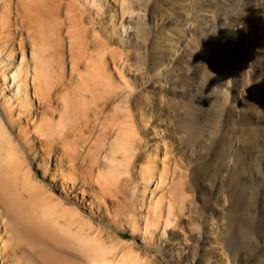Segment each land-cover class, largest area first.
Returning <instances> with one entry per match:
<instances>
[{
	"label": "rangeland",
	"instance_id": "rangeland-1",
	"mask_svg": "<svg viewBox=\"0 0 264 264\" xmlns=\"http://www.w3.org/2000/svg\"><path fill=\"white\" fill-rule=\"evenodd\" d=\"M80 3L85 27H96L90 51L99 57L107 49V113L138 130L136 162L124 159L117 136L92 144L101 171L116 164L122 180L110 196L78 174L64 147L41 137L64 110L37 97L36 87L63 70L60 95L68 97L86 87L91 69L83 62L73 71L71 54L79 56L84 33L65 10L60 40L57 21L47 18L43 45L26 31L5 47L0 24V175L14 150L22 172L11 185L25 210L38 212L30 181L66 212L65 226L74 223V232L102 243L106 264H264V0ZM8 7L0 0V19ZM0 213V264H91L52 227L35 235L5 225Z\"/></svg>",
	"mask_w": 264,
	"mask_h": 264
},
{
	"label": "bare ground",
	"instance_id": "bare-ground-1",
	"mask_svg": "<svg viewBox=\"0 0 264 264\" xmlns=\"http://www.w3.org/2000/svg\"><path fill=\"white\" fill-rule=\"evenodd\" d=\"M7 1L9 7L3 12V17L0 19L2 28L1 39L5 47H11L15 38L17 36H24L26 31L29 32V37L33 38L34 43L43 45L47 37V18L57 21L58 30H55L56 35L54 33V38H56V41L60 40L61 31L66 25L65 22L60 21L65 10L69 23L77 25L80 33L83 31L84 35L81 36L82 45H79V56L76 58V55L72 53L71 60L73 71H77L80 64L83 62L89 64L91 69L86 77V87L79 90L73 89L70 91L68 97L60 95V90L65 84L63 77L64 71L62 70V75H57L55 73L54 76H50L48 72L45 78L39 83V86L36 87L37 97L46 99L47 102L51 104V107L57 102L58 108H56V111L62 110L61 106L63 105L64 112L60 115L61 123L59 125L51 126L50 124L48 125L50 128L49 132L45 133L41 131L40 133L41 137H43L53 149H56L57 146L65 148V153L69 161L74 164V166H79L78 174H80L87 183L91 184L96 180V184L99 186L100 191L104 194L115 196L120 192L122 184L121 178L117 177L115 174L117 166L116 164L110 166L112 172H103L106 170L101 171V153L92 152L91 146L92 144L105 146L109 143L111 138L117 136L115 143L117 147L120 148V152L124 159L131 165L136 162V158L138 157L140 140L138 139L139 133L135 125H131L127 128L120 127L117 125L118 121L112 119L107 113L108 108L113 103L110 90L104 84L105 82L102 78L109 76L106 69L108 58L105 57V55H107V49H104L103 54L99 55V57L94 56L90 51V41L88 40V33L92 30L95 31L96 27L93 23L92 28L85 27V12L80 0ZM56 48L55 55L61 56L60 45L58 44ZM94 63H97L98 66L92 65ZM79 76L83 78L82 75ZM88 98H91V101L83 103ZM80 105H83L82 107H84V109L79 107ZM118 111L119 109L116 111L117 115ZM53 112H55V110ZM96 130L99 131V135L96 140L93 141L92 135L96 133ZM4 133V129L0 122V142L2 138L5 137ZM16 157L18 159L14 150L9 152L8 169L4 176L0 175V208H4V212L9 218V221H6L5 225L8 224L12 226L16 224L21 231H29L35 233V235L36 232L45 235L44 232H46L47 227L50 226L54 230V233L59 235L64 242H73L81 251L84 249L91 264H106L109 257H107L108 253L103 251V247L101 246L102 243L96 244L94 240L82 237L84 234L81 235L80 230L78 233L74 232L72 228L74 223H70L67 227L65 226L67 220H65L63 221L65 223L63 225L61 219L66 217V212H64L59 205H53L54 199L45 197L44 191L30 181H27L28 186L26 187L30 193V203H34L32 211L34 212L38 209V212L37 214H33L25 210L27 204L23 203L17 194H14L13 185H11L17 174L22 172L20 168L21 165L17 162ZM128 169L129 167H127V170ZM96 172L99 173L98 179H96ZM65 238L71 241H66ZM115 261H117V259H115ZM130 263L131 261L129 258H125L122 261V264ZM70 264L80 263L78 261H71Z\"/></svg>",
	"mask_w": 264,
	"mask_h": 264
}]
</instances>
